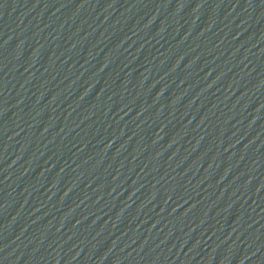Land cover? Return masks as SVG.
<instances>
[{
    "label": "water",
    "instance_id": "obj_1",
    "mask_svg": "<svg viewBox=\"0 0 264 264\" xmlns=\"http://www.w3.org/2000/svg\"><path fill=\"white\" fill-rule=\"evenodd\" d=\"M0 264H264V0H0Z\"/></svg>",
    "mask_w": 264,
    "mask_h": 264
}]
</instances>
